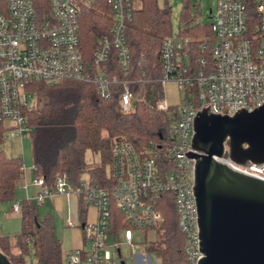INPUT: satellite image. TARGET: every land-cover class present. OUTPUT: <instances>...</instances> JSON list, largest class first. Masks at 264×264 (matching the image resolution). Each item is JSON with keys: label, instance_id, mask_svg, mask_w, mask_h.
I'll return each mask as SVG.
<instances>
[{"label": "built area", "instance_id": "obj_1", "mask_svg": "<svg viewBox=\"0 0 264 264\" xmlns=\"http://www.w3.org/2000/svg\"><path fill=\"white\" fill-rule=\"evenodd\" d=\"M100 1L108 7L111 27L108 34L95 40L89 55L80 45V20L98 0H49L50 14L44 18H39L30 0H0V125L6 137L22 140L29 135L25 113L33 109L35 100L31 95L32 102L28 101L26 85L31 81L48 87L64 82L89 84L101 99L118 95L125 114L131 113L136 103L167 112L171 142L166 154L172 166L168 171L160 170L152 156L153 147L140 153L129 142L119 140L111 149L110 190L89 183L73 188L61 176L51 185L35 178L37 193L26 199L43 205L54 196L81 195L96 211L94 220L82 224L83 245L89 248L70 251L64 264H116L109 247L120 243L109 245L105 240L111 235V204L129 227L121 232L123 244L132 247L133 230L155 232L160 225V203L162 196L168 195L184 239L186 263L198 264L203 255L193 193L195 162L186 155L193 151V118L208 106L209 114L233 116L237 109L251 112L264 102V0H217L209 24L211 36L200 46L198 55L189 39L177 34L165 36L160 49L162 99L153 91L140 97L127 77L131 57L126 27L137 0ZM111 58L123 79L111 73ZM168 83L186 93L179 105H169L164 99ZM221 161L264 180V163L240 166L228 158ZM11 212H20L19 202Z\"/></svg>", "mask_w": 264, "mask_h": 264}, {"label": "trees", "instance_id": "obj_2", "mask_svg": "<svg viewBox=\"0 0 264 264\" xmlns=\"http://www.w3.org/2000/svg\"><path fill=\"white\" fill-rule=\"evenodd\" d=\"M30 1L39 18L50 14L49 0ZM136 4L131 22L126 27L131 57L127 77L140 97L153 91L157 99H162L160 49L162 39L172 35L170 8L160 7L157 0H137ZM189 4L185 3V12L189 11ZM105 10L107 14L103 12ZM108 11V7L98 0L80 20V45L89 55L95 40L110 30ZM177 35L189 39L195 55H198L211 31L209 25L194 22L186 13ZM110 66L111 73L119 79L124 78L114 58H111ZM26 92L36 102L35 108L25 113L30 128L33 174L35 178H42L46 185L53 184L56 176H61L73 188H78L83 183L82 174L87 173L89 184L110 190L111 149L119 140L129 142L140 153L153 147L152 156L160 170L171 168L166 154L171 142L167 112L136 103L134 110L125 114L120 110L118 95L101 99L92 85L82 83L64 82L48 87L31 81L26 85ZM146 97L151 100L149 95ZM4 138L5 128L0 125V144ZM87 151L98 154L100 162L87 164ZM22 178L20 158L7 157L0 150V204L14 199L16 185ZM78 198L79 219L84 224L88 206L81 195ZM19 204L20 230L12 236L0 235V252L11 264H26V258L31 255L36 264H64L66 253L54 236L51 217L46 215L40 219L36 204L30 199L24 198ZM159 210L163 219L155 230L156 241L148 251L153 252L161 264H187L184 239L178 229L170 196H162ZM110 213V234L115 242H119L121 232L129 227L114 204L110 206Z\"/></svg>", "mask_w": 264, "mask_h": 264}, {"label": "water", "instance_id": "obj_3", "mask_svg": "<svg viewBox=\"0 0 264 264\" xmlns=\"http://www.w3.org/2000/svg\"><path fill=\"white\" fill-rule=\"evenodd\" d=\"M206 110L193 118V151L186 153L195 162L198 264H264V180L221 161L264 163V102L233 116ZM0 264H11L1 252Z\"/></svg>", "mask_w": 264, "mask_h": 264}, {"label": "rangeland", "instance_id": "obj_4", "mask_svg": "<svg viewBox=\"0 0 264 264\" xmlns=\"http://www.w3.org/2000/svg\"><path fill=\"white\" fill-rule=\"evenodd\" d=\"M160 7L167 6L170 8V23H171V32L172 35L178 34L181 26L183 25L184 15L187 13L193 19L194 22L201 25H209L211 23V16L216 12L217 0H157ZM185 3L189 4V11L185 12L184 6ZM106 14V10L103 11ZM166 102L169 105H179L181 101L186 97V93L182 89H178L174 84L168 83L165 85V96ZM34 100V99H33ZM28 101L32 102V96L28 95ZM36 102H33V108H35ZM0 150L4 152L7 157H20L22 159V166L24 172H30L31 174V185L33 187L34 174L32 170V153H31V140L27 136L20 140L19 138H9L6 137L3 139V142L0 144ZM85 161L87 164L99 163L100 157L98 154H93L90 151L85 153ZM106 171L109 173V167L106 166ZM24 173V174H25ZM83 183H89V174L83 173L82 176ZM25 180V177H24ZM23 180V181H24ZM16 189V188H15ZM22 199L26 198L25 189ZM31 192V190H30ZM15 197L12 201L3 203L5 207V212H9V209L13 207L18 201ZM1 205V204H0ZM36 212L40 219H44L49 213L53 218L54 225V236L60 241L61 250L64 253L70 252L73 250V233L77 232L78 245L77 247H83L85 250L89 248V245H83V236L80 228L72 229L71 227H66L63 221L58 218L48 202L45 200L44 205L36 204ZM3 225V233L7 235H14L20 230V220L18 217H12L5 219L4 216L0 217V226ZM134 240L133 246L124 245L122 238L120 237L118 247L111 246L109 247L110 253L113 255V258L116 261V264H120L121 261L124 264H135V256H141L143 264H148V260L152 264H161L159 258L153 253L149 252L148 249L154 245L157 235L156 232L147 231V230H133ZM106 243L112 245L114 239L112 236L105 237ZM117 250H119V257ZM26 264H36L33 256H28L26 258Z\"/></svg>", "mask_w": 264, "mask_h": 264}, {"label": "crops", "instance_id": "obj_5", "mask_svg": "<svg viewBox=\"0 0 264 264\" xmlns=\"http://www.w3.org/2000/svg\"><path fill=\"white\" fill-rule=\"evenodd\" d=\"M24 171H23V178L17 183L16 189H15V197H17L18 200L22 199V197L24 195V191L22 189H25V195H26L25 197L30 198V199H33L35 197L37 190H38L35 186L30 187V186H32L31 185L32 184L31 183V174H30V172L25 173ZM24 177H25V180H24ZM30 190H31V192H30ZM46 200H48V202L50 203L54 214L63 221V223L66 227H71L72 229L80 228L81 233H82V222L79 219V198L76 195L54 196V197L48 198ZM4 209H5V207L3 206V204H1L0 205V217L4 216L5 219H9L12 217H18L20 220V214L12 213L11 208L9 209V212H5ZM95 214H96V211L93 208L87 207L86 218L84 220V223L94 220ZM47 215H49L51 217L52 223H53L52 215L49 213ZM70 223L72 224V226H69ZM53 227H54V225H53ZM3 228H4L3 225H1L0 226V235H7V234L3 233ZM10 236H12V235H10ZM110 236H112L114 239V236L112 234ZM120 237L122 238V236H120ZM133 240H134V235H133ZM77 242H78L77 232L75 231L73 233V244H74L73 250L79 248V247H77V245H78ZM122 242H123V238H122ZM124 245H126V244H124ZM67 253H69V252H67ZM117 253H118V257H119V250H117ZM64 260H65V257H64ZM134 260H135V264H143L141 256H135ZM149 262H151L150 260H148V264H152Z\"/></svg>", "mask_w": 264, "mask_h": 264}]
</instances>
